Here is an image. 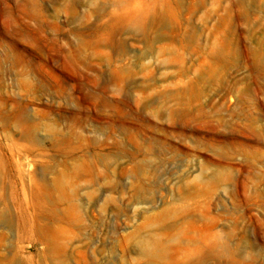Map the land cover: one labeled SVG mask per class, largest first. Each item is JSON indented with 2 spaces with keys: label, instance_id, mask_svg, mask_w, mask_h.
I'll list each match as a JSON object with an SVG mask.
<instances>
[{
  "label": "rangeland",
  "instance_id": "1",
  "mask_svg": "<svg viewBox=\"0 0 264 264\" xmlns=\"http://www.w3.org/2000/svg\"><path fill=\"white\" fill-rule=\"evenodd\" d=\"M0 264H264V0H0Z\"/></svg>",
  "mask_w": 264,
  "mask_h": 264
}]
</instances>
